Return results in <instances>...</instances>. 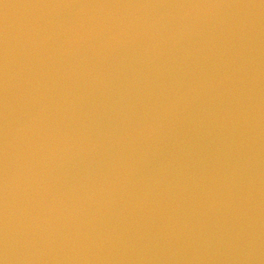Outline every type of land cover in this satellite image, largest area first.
Wrapping results in <instances>:
<instances>
[{
  "label": "clouds",
  "instance_id": "1",
  "mask_svg": "<svg viewBox=\"0 0 264 264\" xmlns=\"http://www.w3.org/2000/svg\"><path fill=\"white\" fill-rule=\"evenodd\" d=\"M0 264H264V0H0Z\"/></svg>",
  "mask_w": 264,
  "mask_h": 264
}]
</instances>
